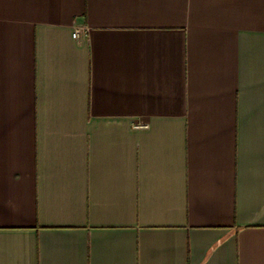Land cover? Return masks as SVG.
I'll use <instances>...</instances> for the list:
<instances>
[{"label": "crops", "instance_id": "1", "mask_svg": "<svg viewBox=\"0 0 264 264\" xmlns=\"http://www.w3.org/2000/svg\"><path fill=\"white\" fill-rule=\"evenodd\" d=\"M0 264H264V0H0Z\"/></svg>", "mask_w": 264, "mask_h": 264}, {"label": "built area", "instance_id": "2", "mask_svg": "<svg viewBox=\"0 0 264 264\" xmlns=\"http://www.w3.org/2000/svg\"><path fill=\"white\" fill-rule=\"evenodd\" d=\"M78 35H79V29L77 28V29H75L74 32L72 33V36H73L74 38H76V37H78Z\"/></svg>", "mask_w": 264, "mask_h": 264}]
</instances>
